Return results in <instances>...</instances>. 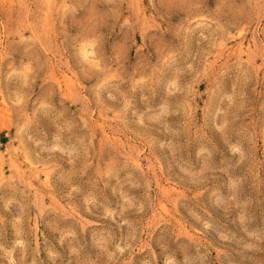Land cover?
Wrapping results in <instances>:
<instances>
[{
	"label": "rangeland",
	"instance_id": "rangeland-1",
	"mask_svg": "<svg viewBox=\"0 0 264 264\" xmlns=\"http://www.w3.org/2000/svg\"><path fill=\"white\" fill-rule=\"evenodd\" d=\"M0 168V264H264V0H0Z\"/></svg>",
	"mask_w": 264,
	"mask_h": 264
},
{
	"label": "bare ground",
	"instance_id": "bare-ground-1",
	"mask_svg": "<svg viewBox=\"0 0 264 264\" xmlns=\"http://www.w3.org/2000/svg\"><path fill=\"white\" fill-rule=\"evenodd\" d=\"M85 51H86V50L84 49V50H83V54H84ZM86 53H88V52L86 51ZM63 81H64V80H63ZM2 165H3V164H2ZM0 169H1V168H0ZM0 173H1V172H0ZM2 174H3V173H2Z\"/></svg>",
	"mask_w": 264,
	"mask_h": 264
}]
</instances>
